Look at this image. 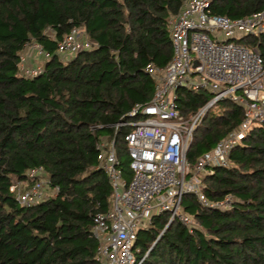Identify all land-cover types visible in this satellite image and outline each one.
I'll return each instance as SVG.
<instances>
[{"label": "trees", "instance_id": "1", "mask_svg": "<svg viewBox=\"0 0 264 264\" xmlns=\"http://www.w3.org/2000/svg\"><path fill=\"white\" fill-rule=\"evenodd\" d=\"M183 0H0V264H98L94 216L111 204L112 187L99 165L101 137L113 141L123 176L131 175L124 139L136 103L150 100L155 77L172 56L170 18ZM212 13L230 18L264 10V0H213ZM82 27L90 47L62 59L58 41ZM259 51L264 31L238 38ZM40 44L42 71L27 76L20 56ZM211 97L204 87L179 86L175 103L189 116ZM206 110L186 150L192 163L236 128L243 108L219 99ZM211 107V106H210ZM203 178L211 201L231 194L226 207L202 204L186 192L181 206L196 225L168 211L152 215L134 245L141 264H264V122L252 125ZM41 166L49 186L35 204L9 189Z\"/></svg>", "mask_w": 264, "mask_h": 264}, {"label": "built area", "instance_id": "2", "mask_svg": "<svg viewBox=\"0 0 264 264\" xmlns=\"http://www.w3.org/2000/svg\"><path fill=\"white\" fill-rule=\"evenodd\" d=\"M213 0H183L170 18L172 56L162 69L148 64L155 77L154 92L149 101L136 103L129 111L138 117L129 121L131 128L124 139L128 150L131 175L126 179L119 167L113 141L101 137L99 165L104 168L112 187L109 208L94 216L91 228L97 238L98 264H141L134 245L137 232L147 227L152 215L168 211V221L178 218L187 226L197 222L181 206L184 193H194L204 205L226 207L233 196L209 200L203 193L202 178L215 165H230L229 152L254 124L264 122V65L255 47L239 37L264 31V10L230 18L212 13ZM92 42L82 27H72L57 43L56 54L62 59L90 47ZM30 50L28 54H24ZM20 56V68L27 76L42 71L32 56L48 55L34 42ZM163 73H160V71ZM179 86L204 87L211 97L189 116L176 107ZM230 98L243 108L236 128L219 138L212 148L190 163L186 150L196 126L210 106L219 99ZM21 205L37 203L49 192V179L41 166L27 171V177L15 179L9 186Z\"/></svg>", "mask_w": 264, "mask_h": 264}, {"label": "rangeland", "instance_id": "3", "mask_svg": "<svg viewBox=\"0 0 264 264\" xmlns=\"http://www.w3.org/2000/svg\"><path fill=\"white\" fill-rule=\"evenodd\" d=\"M29 52H31L30 50H27L24 54H28ZM30 59V61L32 60V62L34 63V58L33 57H31V58H29ZM160 73H163V71L161 70L160 71ZM212 110V111H215V112H217L220 108H219V106H217V105H214V106H211V107H209L207 110Z\"/></svg>", "mask_w": 264, "mask_h": 264}, {"label": "crops", "instance_id": "4", "mask_svg": "<svg viewBox=\"0 0 264 264\" xmlns=\"http://www.w3.org/2000/svg\"><path fill=\"white\" fill-rule=\"evenodd\" d=\"M32 57L34 58V60H35L34 62L35 63H38V59L40 60V57L39 56L38 57L37 56H32ZM31 62H32V60H31Z\"/></svg>", "mask_w": 264, "mask_h": 264}]
</instances>
